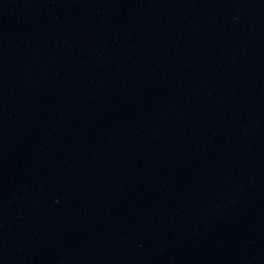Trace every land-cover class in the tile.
I'll list each match as a JSON object with an SVG mask.
<instances>
[{"label": "water", "instance_id": "water-1", "mask_svg": "<svg viewBox=\"0 0 264 264\" xmlns=\"http://www.w3.org/2000/svg\"><path fill=\"white\" fill-rule=\"evenodd\" d=\"M0 264H264V0H0Z\"/></svg>", "mask_w": 264, "mask_h": 264}]
</instances>
